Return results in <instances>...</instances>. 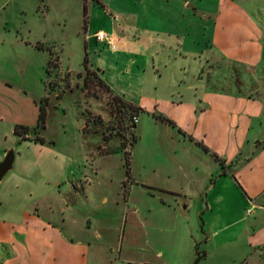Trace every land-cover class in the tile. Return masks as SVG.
<instances>
[{"label":"rangeland","instance_id":"rangeland-1","mask_svg":"<svg viewBox=\"0 0 264 264\" xmlns=\"http://www.w3.org/2000/svg\"><path fill=\"white\" fill-rule=\"evenodd\" d=\"M185 2L191 4L190 8H181ZM208 12L215 14L214 19L206 14ZM202 15L205 19H213L215 36L206 51L197 57L202 64L196 76L197 82L204 83L211 91L222 92L234 99L256 101L264 107V0H219L218 4L216 0H0L1 100L7 102L15 117H21L22 121L32 125L28 126L29 129L35 127L38 106L43 104L45 110L42 131H36V134L33 130L24 140L13 135L14 171H23L31 151L38 146L33 142L36 135L43 138L45 145L53 143L55 149L70 152L78 160L84 154L89 159L109 156L99 163L102 174L99 175L98 186H95L93 199L96 200L106 190L111 196L119 192L120 186L117 189L108 178L116 181L123 177V173L125 179L121 185L124 194L127 184L133 182L131 175L135 181L149 183V186L143 184L130 192L129 201L138 212L134 218L121 215L122 204L115 207L108 201L99 208L97 220L103 219L105 221L101 222L111 226L105 237L110 241L116 238L120 233L116 231L119 224L125 226L134 219L141 222L140 215L145 214L155 200L145 193L162 194L147 189L152 186L149 179L153 176L148 169L156 163L171 162L170 153L157 149L151 142L152 136L158 134V130L170 131L177 127L171 121L156 120L159 113L168 115L171 112L162 106L152 108L151 113L140 109L136 115L138 124L128 129L129 113L117 109L112 95L91 75L85 74L83 61L87 62L88 68H93L90 69L93 72L95 69L101 71L102 75L95 73L105 84L111 83L116 92L124 93L138 105L139 91L150 96L168 93L164 84L167 85L171 75V64H167L166 73L157 82L159 66L156 57L153 56V63L150 58L126 51L122 53L118 42L117 52H111L105 44L95 42L94 33L101 31L118 41L127 36L129 41L134 40L137 48H141L138 38L144 29L149 32L171 31L191 25L195 27L196 47L203 49L207 45L209 30L203 29L206 22ZM260 117L258 113L252 116L250 135L260 132L264 126V123H258ZM185 127L194 131L192 125ZM177 132L188 138L181 130L177 129ZM132 138L135 142L130 146ZM215 139L222 140L210 138L209 143L215 145ZM240 139H234L235 147V142L240 143ZM251 141L254 149L264 145V139L259 137ZM186 143L190 146H187L190 148L187 161L199 167L198 174L193 170L189 173L191 185L214 163L192 143ZM213 160L223 167L225 173L233 175L238 163L246 159L240 152L229 160L218 156ZM258 172L264 179V163ZM176 174L166 182L174 189L185 183V178ZM157 180L161 182V179ZM230 182L227 178L225 189L228 194L232 191ZM78 186L72 182L69 190ZM229 197L230 214L215 213L211 219L213 224L217 222L216 218L224 220L225 217L226 221H231L233 208L237 213V202L234 197ZM252 212L254 215L257 213L256 210ZM179 216L173 222L172 230L166 229L163 234L150 238V243L159 241L163 245H171V256L179 264H184L189 258L191 245L200 241V235L194 213L181 212ZM252 217L246 215L248 221ZM236 230L230 229L228 238L235 237Z\"/></svg>","mask_w":264,"mask_h":264},{"label":"crops","instance_id":"crops-1","mask_svg":"<svg viewBox=\"0 0 264 264\" xmlns=\"http://www.w3.org/2000/svg\"><path fill=\"white\" fill-rule=\"evenodd\" d=\"M218 2L216 0V4ZM190 6L185 2L181 8ZM206 14L215 17L211 12ZM202 17L206 22L203 29L209 30L207 45L203 49H197L195 27L191 25L171 31L149 32L144 29L138 38L141 48H137L134 40L129 41L127 36L118 41L107 35L114 45V50L109 49L111 52H117L118 42L122 53L126 51L150 58L153 63V56L156 57L159 66L157 82L166 73L167 64H171V75L167 85L164 84L168 93L150 96L139 91L136 105L124 93L116 92L111 83L105 84L101 80L111 94L144 112L167 107L171 111L168 115L159 113L157 116L173 122L188 136L182 137L177 129L158 130V134L152 136L151 142L157 149L170 153L171 162L149 167L148 171L153 175L149 179L151 188L162 194L145 193L155 200L153 207L140 215L141 222L134 219L125 226L119 224L116 227L119 235L110 241L105 236L111 226L101 222L105 221L103 219L97 220V215L99 208L111 201L115 207L122 204L121 215L134 218L138 212L129 201L130 192L149 183H139L131 175L133 182L127 184L124 194L123 173V177L116 181L108 178L109 183H115L114 187L118 189L120 186L119 192L111 196L106 190L95 200L92 195L101 176L99 163L109 156L89 159L84 154L78 160L70 152L55 149L53 143L38 144L24 163L23 171H14V157L11 171L0 181V264H179L171 256V245L159 241L150 243V238L163 234L166 229L172 230V224L180 218L181 212L194 213L200 235V241L191 245L189 258L184 264H264V179L258 172L264 163V145L254 149L251 141L258 137L264 139V126L260 132L250 135L253 115H261L258 123H264V107L256 101L234 99L222 92L211 91L204 83L197 82L196 76L202 68L197 57L206 51L215 36L213 19ZM94 71L102 75L99 69ZM5 104L7 102L0 97V161L7 150H13V127L32 126L21 117H15ZM187 125H192L194 131L187 129ZM216 137L222 140L215 139V145L210 144V138ZM237 138L240 143L236 141L235 147L233 143ZM186 142L192 143L214 163L191 185L189 173L193 170L198 174L199 167L187 161L190 146ZM240 152L246 160L238 163L233 175L225 173L223 167L213 160L214 156L229 160ZM176 172L185 178V183L174 189L166 182H170ZM227 178L231 181L229 194L225 189ZM72 182L80 186L70 191ZM229 196L237 202V213L233 208L231 221H226L225 217L224 220L216 218L217 222L213 224L211 219L215 213L230 214ZM252 210L257 211L256 215ZM246 215L253 217L248 221ZM234 228L237 235L230 239L227 234Z\"/></svg>","mask_w":264,"mask_h":264},{"label":"trees","instance_id":"trees-1","mask_svg":"<svg viewBox=\"0 0 264 264\" xmlns=\"http://www.w3.org/2000/svg\"><path fill=\"white\" fill-rule=\"evenodd\" d=\"M37 48L39 49V47H37ZM83 69H84L86 75H91L92 79L95 80L98 85L102 86L106 91H108L111 94L108 87L101 81V79L96 75V73L93 72L92 70H90L91 68H88L87 62L85 60L83 61ZM112 98H113V100L117 106V109L122 110L125 113L126 112L129 113V117L131 120L133 117H136V115L139 112H141L139 108H137V107H135V106H133L127 102H124L123 100H121L120 98H118L114 95H112ZM157 119L159 121L169 123L167 120H164L163 118L156 117V120ZM131 120H130V124L128 126V129H133V127H134ZM44 123H45V110H44L43 104H40L38 106V110H37V118H36V123H35L34 129H29L28 127L21 126V125H15L13 127L12 133L15 137L19 138L20 140H24L25 136L27 134H29L30 132H33V130L35 131V133H36V131H42L44 129ZM33 142L37 143L39 145L44 144L43 138L39 137L37 135L34 137ZM134 142H135V140H134V138H132L130 141V146L132 144H134ZM202 150L207 152L204 148H202ZM125 165L127 166L126 160H125ZM221 175H223V173H221ZM147 189L153 191V193H154V191H156V190L151 189V188H147ZM157 192L161 193V191H158V190H157Z\"/></svg>","mask_w":264,"mask_h":264},{"label":"water","instance_id":"water-1","mask_svg":"<svg viewBox=\"0 0 264 264\" xmlns=\"http://www.w3.org/2000/svg\"><path fill=\"white\" fill-rule=\"evenodd\" d=\"M134 128V127H133ZM13 160H14V154L13 150L9 149L7 150L4 155L2 160L0 161V181L2 178L12 169L13 165Z\"/></svg>","mask_w":264,"mask_h":264},{"label":"built area","instance_id":"built-area-1","mask_svg":"<svg viewBox=\"0 0 264 264\" xmlns=\"http://www.w3.org/2000/svg\"><path fill=\"white\" fill-rule=\"evenodd\" d=\"M94 40L99 43L105 44L110 50H114V45L109 40V38L102 32H97L93 36ZM137 121L136 117L132 118V123L135 124ZM249 213V212H248Z\"/></svg>","mask_w":264,"mask_h":264}]
</instances>
